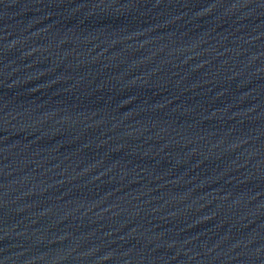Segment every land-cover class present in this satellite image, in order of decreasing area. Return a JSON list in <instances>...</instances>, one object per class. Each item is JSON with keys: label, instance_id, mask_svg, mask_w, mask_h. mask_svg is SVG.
Returning <instances> with one entry per match:
<instances>
[{"label": "water", "instance_id": "1", "mask_svg": "<svg viewBox=\"0 0 264 264\" xmlns=\"http://www.w3.org/2000/svg\"><path fill=\"white\" fill-rule=\"evenodd\" d=\"M0 264H264V0H0Z\"/></svg>", "mask_w": 264, "mask_h": 264}]
</instances>
